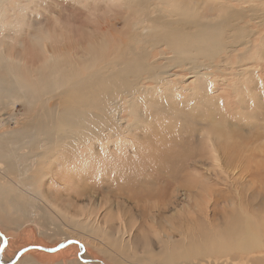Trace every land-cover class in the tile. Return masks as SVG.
Segmentation results:
<instances>
[{"label":"rangeland","instance_id":"1","mask_svg":"<svg viewBox=\"0 0 264 264\" xmlns=\"http://www.w3.org/2000/svg\"><path fill=\"white\" fill-rule=\"evenodd\" d=\"M177 2L0 0V126L28 123L33 139L40 123L46 152L67 149L25 174L2 166L0 259L163 264L164 244L179 258L195 240L230 243L234 222L264 225V0H195L189 13ZM195 14L229 19L219 54L190 53L185 33L151 28ZM83 94L100 107H70L91 121L63 138L61 107ZM237 254L194 263L264 264V247Z\"/></svg>","mask_w":264,"mask_h":264},{"label":"bare ground","instance_id":"2","mask_svg":"<svg viewBox=\"0 0 264 264\" xmlns=\"http://www.w3.org/2000/svg\"><path fill=\"white\" fill-rule=\"evenodd\" d=\"M126 4L128 6H132L133 5V0H125ZM194 2V3H193ZM178 7L182 9V11H186L187 13H189V11L192 12H196L199 11L200 6H197V3L195 2V0H178ZM135 6V5H134ZM212 6V5H210ZM177 7V6H176ZM177 7V9H178ZM125 8V7H124ZM225 8H229L228 6H224ZM175 13H173L174 15ZM176 15V14H175ZM197 14H195L194 16H192L191 18L185 20L184 22L176 20V19H170V20H164L163 17L158 16L156 19H154L151 28H154L155 30H158L159 28H164L163 31H165L166 29L169 30V32H173V31H179V35L178 38H182L184 37L183 34L185 33L188 38H186L185 42L188 46V48L192 49L193 52L190 53H198L201 52L202 54L206 55V56H212L214 53H218L220 50L221 45H218V43H220L219 41V36H220V32L222 33V28L223 26L227 27L229 24V19H224V21H210V22H206L204 18H200L199 16H196ZM147 16V15H145ZM177 17V16H176ZM154 18V17H153ZM148 19V18H146ZM179 19V18H178ZM146 23V22H145ZM150 23V22H149ZM146 26V25H145ZM230 26V24H229ZM226 29V28H225ZM195 30V31H194ZM230 31V30H229ZM161 32V31H160ZM163 33V32H162ZM166 34V33H165ZM225 34V33H224ZM230 34V33H229ZM235 34V32H234ZM160 35V33H159ZM147 36V35H146ZM155 36V34H154ZM223 37V36H222ZM228 37V36H227ZM230 37V36H229ZM236 37V36H234ZM155 40V37H153ZM157 38V37H156ZM216 38H218L217 41ZM233 38V37H232ZM243 38V37H242ZM245 38V37H244ZM243 38V39H244ZM119 39V38H118ZM158 39V38H157ZM229 40H233V39H229ZM245 40V39H244ZM139 41V40H138ZM161 41V40H160ZM225 41V39L223 40ZM237 41V40H236ZM150 42V41H149ZM148 42V43H149ZM164 42V40H163ZM166 42L168 43V45L170 47H172V44L174 42V39L168 37V39H166ZM222 42V40H221ZM114 43V41H113ZM155 43V42H154ZM184 43V42H183ZM232 43L235 45L238 42H234L232 41ZM110 44V43H109ZM112 44V43H111ZM121 44V43H120ZM119 44V45H120ZM127 44V43H126ZM241 44V43H240ZM160 45V44H159ZM240 46V45H239ZM127 48H131L132 46L130 45L129 47L126 46ZM105 48V47H104ZM187 47H181L180 49L185 52L187 49ZM110 49V48H109ZM225 49V48H224ZM171 50V49H170ZM174 50V49H173ZM172 50V51H173ZM227 50V48H226ZM229 50V49H228ZM107 51V50H106ZM112 51V50H111ZM132 51V50H131ZM146 52V51H145ZM144 52V53H145ZM174 52V51H173ZM222 52V51H221ZM130 54H134L132 52H129ZM143 53V54H144ZM219 54V53H218ZM114 54L109 53L108 56H113ZM185 55V54H184ZM201 55V54H200ZM198 55V56H200ZM148 56V55H147ZM174 56V55H173ZM190 56V55H189ZM194 56V55H193ZM205 56V57H206ZM217 56V55H215ZM145 57V56H144ZM186 57V56H183ZM133 58V57H132ZM194 59V58H193ZM207 59V58H206ZM186 60V59H184ZM133 61V60H132ZM135 62V61H134ZM143 63V62H142ZM199 63V62H198ZM82 66V65H81ZM83 67V66H82ZM89 67V66H88ZM86 68V67H85ZM91 68V67H90ZM138 68V67H137ZM152 69V68H150ZM201 69V68H200ZM123 70V68H122ZM131 73H133V75H138L137 71H135L136 69L133 67V63L129 66V68L125 69ZM190 71H193L192 69H189ZM76 71V70H75ZM203 71V70H202ZM74 72V71H73ZM158 72V71H157ZM156 72V73H157ZM126 74V72H124ZM74 74V73H73ZM87 74V73H86ZM112 74V73H111ZM141 74V73H140ZM167 74V73H166ZM158 75V74H157ZM169 75V74H167ZM171 75V74H170ZM187 75V74H186ZM192 75V74H191ZM197 75H205L204 73L200 72L199 74H193V77H196ZM105 76V75H104ZM124 76V75H123ZM126 76V75H125ZM129 76V75H128ZM154 76V75H153ZM112 77V76H111ZM169 77V76H168ZM204 77V76H203ZM74 78V77H73ZM124 78V77H123ZM167 78V77H166ZM170 78V77H169ZM108 79V78H107ZM126 79V78H125ZM153 79V78H152ZM37 80V79H36ZM90 80V79H89ZM44 81V80H43ZM66 80V83L69 84ZM103 81H105V79L103 78ZM121 81V80H120ZM126 81V80H124ZM34 82V81H33ZM85 82V81H84ZM109 81H106V87L107 83ZM205 82V80H204ZM64 83V86L65 84ZM35 84V83H34ZM40 84V83H39ZM84 84V83H83ZM36 85V84H35ZM72 86V85H70ZM94 86V85H93ZM99 86V85H98ZM38 87V86H37ZM90 87H92L90 85ZM111 87V86H110ZM71 88V87H70ZM86 86H80L79 89L81 90V92L83 93V91L85 90ZM101 88V87H100ZM112 88V87H111ZM114 89V88H113ZM22 90V89H21ZM17 91V90H16ZM89 94V93H88ZM26 96V94H24ZM92 97H100L101 94H97L94 93L93 95H91ZM90 97V96H89ZM215 97V96H214ZM212 98V97H211ZM101 99L98 100H91L90 98H88L86 100V94H83L82 96L79 97V99H75V96L73 95L69 97L68 101L64 102V104L62 105L60 111H63L61 113L62 116L65 117H60L57 118L58 121L60 122V127H58L60 130H57L58 132H63L62 136L64 138V135L67 134L72 127L76 126L80 129H84V127L82 125H86V122L89 123L88 121H91V118L86 117L85 115H81V114H71L69 115L67 113V110L70 107H76V108H98L100 107V103L98 105V101H100ZM88 114L91 116L93 115L92 112H88ZM94 121V120H93ZM35 122V121H34ZM7 124H9V122H6ZM37 123V122H35ZM94 123V122H93ZM4 126H7L6 124ZM94 126V125H93ZM7 127H3L4 129H2V127L0 126V173L3 172L6 174V170H4L2 168L3 165H7L8 169H7V173L9 174L10 170H12L13 166L16 167L14 169H17L19 172H22L23 170L25 172H29L30 170V164L32 162H39L41 159L44 160L46 162V154L49 152H52L54 155L56 154H62L64 155L65 152H67L66 148L62 149V145L58 144L59 146L55 145V148H51L49 151H45L47 150L44 146V144H46V142L43 140V144H41L40 142H42L41 140L37 141L35 139L36 135L39 136L38 131H41V125L36 124L35 127L34 125L32 126L31 129L34 130V132H36V135L33 139H30V137H32L34 134H30L28 133V123L26 125H24L23 129H19V130H15L13 128L9 129ZM222 127V126H221ZM18 129V128H17ZM38 129V131H37ZM33 130H31L33 132ZM88 130V129H87ZM30 131V132H31ZM215 133V132H214ZM222 133V132H221ZM32 136H29V135ZM226 135V134H225ZM41 136V135H40ZM49 136V135H48ZM61 136V138H62ZM50 137V136H49ZM48 137V138H49ZM21 140H19V139ZM25 138V139H24ZM41 138V137H40ZM28 139V140H26ZM45 139L47 140V138L45 137ZM25 140V141H22ZM51 140V139H50ZM50 140H47L48 142H51ZM217 140V139H216ZM229 141V140H228ZM45 142V143H44ZM61 143V142H60ZM228 143V142H227ZM234 145V144H233ZM236 145V144H235ZM244 145V144H242ZM64 146L68 147V145L64 144ZM238 146V145H237ZM27 149V153H19V151ZM70 149V148H69ZM68 149V150H69ZM72 150V149H70ZM69 150V152H70ZM216 150V149H215ZM218 151V150H217ZM58 154V155H59ZM72 154V153H71ZM60 155V156H62ZM68 155V154H67ZM57 156V155H56ZM66 156V155H64ZM63 156V157H64ZM62 158V157H61ZM70 158V157H69ZM71 159V158H70ZM68 163V162H67ZM61 169V167H60ZM17 171V172H18ZM23 171V172H24ZM16 172V171H14ZM13 172V173H14ZM16 172V173H17ZM24 172V174H25ZM12 173V174H13ZM18 174V173H17ZM3 175V174H2ZM19 175V174H18ZM3 184V183H2ZM0 182V185H2ZM2 187V186H1ZM9 188V187H8ZM3 189V188H2ZM11 189V188H10ZM7 190V188H6ZM5 191V189L3 190ZM10 192H12V190H10ZM2 193V192H1ZM6 194V193H5ZM2 195V194H1ZM11 195V193H10ZM10 198V197H9ZM16 198V197H14ZM7 200V199H6ZM11 200H13V198H11ZM15 203V202H14ZM12 204L13 206L15 204ZM36 216V215H35ZM8 218V217H7ZM264 225H256V224H251L250 221H245V222H234L232 224L229 225V229L231 231L229 241L230 243L225 242V239L222 236H218L217 239H212V240H195L192 241L191 244H193V246L191 247V245L189 247H191L190 249L185 248L181 253L179 258L177 257V254H175L173 251V249H175V251H178L179 247L175 246L174 248L170 249V246L168 250H166V244H164L163 242V250L168 253L167 255H163L164 261L163 264H177L178 262H180L181 260L184 259V263L185 264H196L194 263L195 259L198 260H202L203 257H213V258H217L218 255H221L220 257L223 256H228L230 255L232 252H236L239 253L238 255L244 254V253H254L256 250L264 247V233L263 234H258L257 233V228L261 227L258 229V231L262 230V227ZM228 227V226H227ZM228 229V230H229ZM220 234V233H219ZM216 235H218L216 233ZM215 235V236H216ZM223 235V234H222ZM1 236V235H0ZM214 236V237H215ZM213 237V238H214ZM227 237V236H226ZM165 240V239H164ZM169 240V239H168ZM172 241V240H171ZM197 241V242H196ZM170 242V241H167ZM3 243V241H2ZM171 243V242H170ZM173 243L176 245V242L173 241ZM169 245V243H167ZM179 244V243H178ZM186 247V246H185ZM188 247V246H187ZM236 255V254H235ZM1 256V255H0ZM219 258V257H218ZM238 257L234 258V261L237 260ZM13 261H15V259L12 257L8 260H4V259H0V264H10ZM142 261V260H140ZM140 261H138L137 263H139ZM74 263V262H73ZM76 263V262H75ZM74 263V264H75ZM183 263V262H182ZM228 263V262H227ZM226 263V264H227ZM14 264V263H13ZM77 264V263H76ZM126 264H128V261H126ZM140 264V263H139ZM158 264V263H157ZM162 264V262H161ZM209 264V263H208ZM213 264V263H212Z\"/></svg>","mask_w":264,"mask_h":264}]
</instances>
